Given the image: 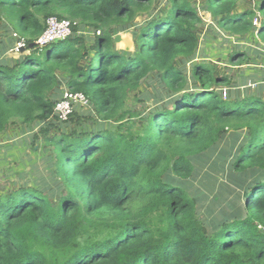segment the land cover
I'll return each mask as SVG.
<instances>
[{
    "label": "trees",
    "instance_id": "obj_1",
    "mask_svg": "<svg viewBox=\"0 0 264 264\" xmlns=\"http://www.w3.org/2000/svg\"><path fill=\"white\" fill-rule=\"evenodd\" d=\"M157 1L0 0V26L30 52L14 66L0 61V134L16 123L48 126L45 174L55 185L39 188L43 179L0 197V264H264V101L224 99L232 80L212 65H195L190 77L177 68L179 59H196L204 18L189 0H163L167 11H157ZM202 11L232 36L258 32L264 46V0L257 11H240L239 0H206ZM51 17L78 26L40 48ZM139 17L137 53L120 52L113 29ZM61 73L94 114L75 109L70 133L58 128L50 137ZM151 75L175 104L141 116L126 101ZM229 131L239 141L230 174L246 178L235 181L239 193L222 217L207 222L212 210L199 212L186 181Z\"/></svg>",
    "mask_w": 264,
    "mask_h": 264
},
{
    "label": "rangeland",
    "instance_id": "obj_2",
    "mask_svg": "<svg viewBox=\"0 0 264 264\" xmlns=\"http://www.w3.org/2000/svg\"><path fill=\"white\" fill-rule=\"evenodd\" d=\"M189 1L197 11L202 13V17L205 19L203 26L204 28L209 27V29L206 31L204 41L201 43V51L198 53V56L195 57L196 59L192 62H187L185 59H179L177 62V68L183 70L185 74L190 77L195 65L209 64L213 65V67H215L214 69L219 71L218 73L220 75L231 79V77H233V71L230 70H232V67H234V63H232V61L229 59V56L232 53L234 54V51L248 54L250 51V46L259 45L257 39L258 35H256V33H252V38L250 37L243 39L231 37L232 35L229 34V36L226 34V32L223 31V29L218 26L215 21H213V23L217 25V27L213 24H209L213 18L206 12H201V8L206 5V0ZM258 7L259 0H239L240 11L247 9L257 11ZM155 9L157 11H162L164 9L167 11L169 10V6H166L163 0H158ZM144 20V17H139L136 22L132 23L127 29L123 31H120L121 28L113 29V34L117 35V37L120 39L117 43V48L120 52L130 55L137 53V36L139 35L140 26ZM0 27H2L0 31V61H7L9 66L19 64L22 60V57L28 55L30 52L28 51L27 47L18 49L17 46L15 48L18 40L21 39L19 37L17 38L14 33L12 34L14 30H12L8 24H2ZM204 28H202V32ZM80 33L87 35L88 37L92 34L88 29L82 30ZM206 38H209L211 42L216 43L214 49L216 47L218 49V53L217 50H214L215 52H211L213 55L209 57V59L213 61V64L211 62L202 61L201 58H199V56L203 54V51H205L204 47ZM15 41L17 42L15 43ZM219 45L221 46L220 49ZM261 47L264 49L263 45ZM93 55L94 54H92V57ZM239 65L240 64H237V66ZM67 79V74H59V83L56 85V88L53 91V96H56L59 100L62 97V92L68 91L66 87ZM189 83L191 86L195 84L192 81H189ZM238 98L243 99V97ZM244 98H249V95L246 93ZM126 104L128 110L143 116L149 115L151 109L154 107L170 110L174 106L175 102L171 92L166 88L161 77L157 75H151L144 80L138 91L132 92L129 95ZM76 109H79V111L82 113L94 114V110H92V108L89 109V107H77ZM97 119L98 118L96 117V120ZM52 122L56 124L57 128L54 127V129L50 130V133L48 134L50 137L57 135L58 128H62L66 131V133H70V129L75 124L74 120H70V122H64L65 124L61 122L58 123L55 119H53ZM94 124L95 122H91V124H88V126L94 127ZM113 125V123H105V127H111ZM46 128H48V126ZM41 129L42 128L35 126L30 127L31 135L29 137L28 152L29 155H34L32 158L36 159L37 161L33 164L35 166L32 170L29 171V168L22 170L21 166L23 165L22 161L24 162V160L20 158L22 156L21 153L19 154V157H17L18 159H16L15 156H11L12 158L10 157L7 161H5L7 164L0 166V197L3 195V193L11 192L15 189L24 187L25 185H28L29 187H36L38 186V181L43 179L47 180L42 182L39 188L41 187L43 189L47 186H55L53 184L52 177L50 178L48 177V174H45L49 169L48 161L46 159L48 157L47 154L50 152V147L45 142L47 134L42 133ZM238 142L237 135L232 133V131H229V133L225 135L218 143L216 148L211 150L207 157L204 158V166L198 167L194 176L186 181V185L191 186V189L196 194H198L200 198L201 203L199 204V212L205 215L208 209L212 210V212H209L210 214L208 213L203 218L207 222H211L216 217H222V213L220 212L222 207L224 208L225 205H230L231 202L236 198V194L239 193L236 191L239 190L238 188L241 186H237L235 181L239 184H243L246 178L244 175H238L235 171L230 174L232 172V167L230 165L232 164V157L228 156L234 147L235 149L237 148ZM212 206L213 208H211Z\"/></svg>",
    "mask_w": 264,
    "mask_h": 264
},
{
    "label": "crops",
    "instance_id": "obj_3",
    "mask_svg": "<svg viewBox=\"0 0 264 264\" xmlns=\"http://www.w3.org/2000/svg\"><path fill=\"white\" fill-rule=\"evenodd\" d=\"M203 21L205 22V19ZM213 21L214 20L212 19V21H210L209 24L215 25ZM215 26L217 27V25ZM202 28H204V26H202L200 29V36H199L200 44L196 56H198V53L201 51V43L204 41V38L206 36V31L209 29V27L204 28L202 32L201 31ZM226 34L229 35L230 33L226 32ZM251 34H249L245 38H250ZM231 37H236L237 39H243L237 36H231ZM257 39L259 45L250 46L249 49L250 51L248 52V54H245L243 52L238 53L234 51L235 53L234 54L232 53L229 56V59L231 60L230 58L231 56L235 54L238 55L241 54L237 56V58H234L235 60L233 62L234 67H232V70H230L233 71V75H232L233 77H231L232 81L230 85L226 87V89L222 90L223 98L225 97L224 93H226V99L230 98L232 100H237V99H241L238 97L244 98L245 94L247 93L249 97L259 98L264 101V49L261 47L263 44L261 43L259 38ZM213 43L214 42H211L209 38L205 39V47H204L205 51H203V54L199 56V58H201L202 61L211 62L213 64V61L209 59V57L213 55L211 54V52H215L214 50H217L218 53L217 47L214 49L216 43L214 44ZM220 47L221 46L219 45V49ZM237 64L240 65L237 66ZM229 90H230V97H229ZM32 126L38 128L45 127L40 123H36L30 126L15 124L13 126H10L6 133L0 134V166L3 164H7L5 163V161H7L11 156H15V158L18 159L17 157H19V154L21 153L22 156L20 158L24 160V162L22 161L23 163V165L21 166L22 170L29 168L28 170L30 171L34 168L35 165L33 164L36 163L37 161L36 159L32 158L34 157V155H29L28 152L29 139H30L29 137L31 135L30 127ZM47 155H48L47 160L50 161L51 152H49Z\"/></svg>",
    "mask_w": 264,
    "mask_h": 264
},
{
    "label": "built area",
    "instance_id": "obj_4",
    "mask_svg": "<svg viewBox=\"0 0 264 264\" xmlns=\"http://www.w3.org/2000/svg\"><path fill=\"white\" fill-rule=\"evenodd\" d=\"M78 26L77 22H72L66 19H58L51 17L47 21V29L38 39L36 45L40 48H46L54 43L65 41L73 35V28ZM17 38V34H14ZM18 49L27 47L24 39L18 40L15 48ZM226 99V93H224ZM77 107H89V100L82 93H72L70 91L62 92V98L57 102L54 117L58 123H64L69 120Z\"/></svg>",
    "mask_w": 264,
    "mask_h": 264
},
{
    "label": "water",
    "instance_id": "obj_5",
    "mask_svg": "<svg viewBox=\"0 0 264 264\" xmlns=\"http://www.w3.org/2000/svg\"><path fill=\"white\" fill-rule=\"evenodd\" d=\"M119 40H120L119 37H116V39H115L116 43H118Z\"/></svg>",
    "mask_w": 264,
    "mask_h": 264
},
{
    "label": "snow or ice",
    "instance_id": "obj_6",
    "mask_svg": "<svg viewBox=\"0 0 264 264\" xmlns=\"http://www.w3.org/2000/svg\"><path fill=\"white\" fill-rule=\"evenodd\" d=\"M255 199V197H253V200ZM252 201H250V203H251Z\"/></svg>",
    "mask_w": 264,
    "mask_h": 264
},
{
    "label": "clouds",
    "instance_id": "obj_7",
    "mask_svg": "<svg viewBox=\"0 0 264 264\" xmlns=\"http://www.w3.org/2000/svg\"><path fill=\"white\" fill-rule=\"evenodd\" d=\"M257 35H258V33H257Z\"/></svg>",
    "mask_w": 264,
    "mask_h": 264
}]
</instances>
